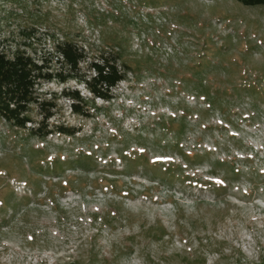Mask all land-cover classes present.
<instances>
[{
    "label": "rangeland",
    "instance_id": "374dc122",
    "mask_svg": "<svg viewBox=\"0 0 264 264\" xmlns=\"http://www.w3.org/2000/svg\"><path fill=\"white\" fill-rule=\"evenodd\" d=\"M61 42L131 69L110 102L43 88L90 100L51 121L75 137L0 121V264H264V7L0 0L7 52Z\"/></svg>",
    "mask_w": 264,
    "mask_h": 264
},
{
    "label": "trees",
    "instance_id": "16d2710c",
    "mask_svg": "<svg viewBox=\"0 0 264 264\" xmlns=\"http://www.w3.org/2000/svg\"><path fill=\"white\" fill-rule=\"evenodd\" d=\"M234 1L245 7H264V0ZM120 57L119 54L104 53L90 58L83 48L69 42L58 43L52 53L43 52L41 56L19 50L9 53L0 46V121L28 131L41 141L55 134L75 137L77 128L57 121L51 124V121L60 112L62 99L70 101L73 114L82 118L89 116V109L83 107L90 100L76 88L66 87L49 97L43 94V88L50 83L77 82L84 84L92 100L110 102L115 97L113 92L126 81L131 69L121 62ZM33 106L37 109L35 119L28 116Z\"/></svg>",
    "mask_w": 264,
    "mask_h": 264
}]
</instances>
